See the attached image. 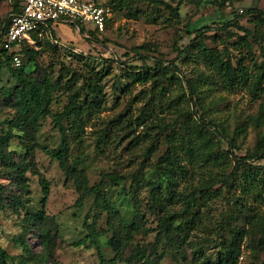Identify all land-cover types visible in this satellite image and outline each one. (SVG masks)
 Wrapping results in <instances>:
<instances>
[{
  "label": "rangeland",
  "instance_id": "374dc122",
  "mask_svg": "<svg viewBox=\"0 0 264 264\" xmlns=\"http://www.w3.org/2000/svg\"><path fill=\"white\" fill-rule=\"evenodd\" d=\"M234 5L239 12L248 7L264 10V0H238ZM110 6L105 30L95 34L97 41L94 44L89 45L86 42L87 34L83 35L67 22L55 24L54 36L45 31L38 34L37 39L30 38L25 42L37 52L35 75L54 79L60 72L56 58L63 60L70 71L82 69L84 63L108 69L103 81L101 107L88 119L80 143L71 144L72 163L82 169L88 185L102 182L103 191L119 215L137 225L132 240L120 248L115 264H139L132 257L136 249H144L145 256L155 259L156 264H177L168 256L156 259L155 250L158 246L155 229L164 213L183 208L180 196L183 198L198 182L204 175V168H193L187 162L188 175H184L172 190L166 188L162 193V196L172 193L170 203L165 204L167 208L156 206L151 188L163 187L164 183L157 180L151 166L162 153V146L157 147L154 154L146 155L147 146L160 126L177 121L183 109H194L192 102L187 100L170 107L169 98L187 87L186 79H195L203 89L200 94L203 107L218 123L219 139L227 148V139L232 138L233 152L239 156L252 151L260 136H264V91H261L260 96H255L245 88L228 89L219 79L209 76L210 72L201 60L193 56H181L177 48H182L193 37L194 32L188 31L203 25L210 26L211 30L203 37L206 44L224 55L231 52L250 71H254L255 64L262 61L264 26H256L251 15L238 22L251 33L255 30V35L248 36L242 29L225 26L223 23L232 19L231 6L219 7L211 0L183 1L178 23L157 9H152L147 17L143 13L146 10L143 4L139 5L143 12L137 19L129 18L124 8ZM7 9L5 2L0 1V22L7 16ZM99 41H106V45L102 46ZM141 55L146 59L141 58ZM26 61L27 55L22 54L21 62ZM158 61L167 66V79L164 80L167 93L156 97L160 104L150 101L148 107L152 110H149L144 123L137 124L136 116L149 97L151 85L150 82L127 84L126 72L131 68L134 71L154 68ZM14 82L5 67L0 74V135L9 133L10 140L4 151L12 159L8 162L0 158V246L9 253L11 264H35L34 258L41 252L47 254V261L42 264H99L93 244L90 247L76 245L94 230L105 258H114L116 251L110 245L112 232L107 227L106 215L103 214L99 219L93 218V195L80 197L71 184L65 181L66 177L57 160L46 152L56 147L60 139L59 130L53 126L52 116L40 118L35 128L25 126L24 132L12 126L10 133L8 120L16 115V108L7 100L6 92ZM4 90L5 95H2ZM52 97L50 109L54 114L67 102V93L60 90L54 92ZM204 108L198 107V114ZM32 133L34 138L30 139ZM28 142L33 145L30 153L25 146ZM261 145L264 146V141ZM259 163L264 165V159L259 160ZM22 170L23 177L29 183L27 190L20 185L18 174ZM115 174L125 179L111 180L109 175ZM142 175L145 176L144 180L141 179ZM40 177L49 185L43 209L46 218L44 225L51 235L47 249H44L46 245L39 236L41 221L31 226L26 224L25 210L16 204L22 198L29 199V204L34 207H40ZM241 210L234 222L243 231L237 264H262L264 251L257 247L256 239L264 227V190L258 194L244 195ZM202 211L203 223L190 233L188 242L183 243L179 250L183 264H194L205 258L213 261L220 250L215 233L219 201L214 198ZM18 236L27 245V251L16 240Z\"/></svg>",
  "mask_w": 264,
  "mask_h": 264
},
{
  "label": "trees",
  "instance_id": "16d2710c",
  "mask_svg": "<svg viewBox=\"0 0 264 264\" xmlns=\"http://www.w3.org/2000/svg\"><path fill=\"white\" fill-rule=\"evenodd\" d=\"M95 4L106 8L116 7L124 8L129 18L137 19L142 14L139 5H146L143 12L147 17L152 13V9L162 11L167 15L168 19L178 23L180 20V7L185 0H92ZM218 4L219 7L226 5L231 6L232 19L225 21L223 25L234 26L242 29L248 36L255 35L239 25V20L246 16H253L256 26H264V10L258 7H248L240 12L235 8V1L238 0H211ZM8 7L7 16L0 22V74L7 67L9 73L15 82L6 92L2 91V95L7 93V100L16 108V115L8 120L12 132V126L17 127L20 132H24L25 126L35 128L40 118L51 115L53 118V126L59 130V143L53 149L46 150L47 154L57 160L59 168L63 171L66 179L70 183L80 197L93 195L92 210L93 218L99 219L102 215L107 217V227L112 232L110 245L116 251V256L112 259H106L101 248L99 247L94 230L90 231L88 237L79 240L76 245H86L90 247L92 244L97 251L99 264H115L120 248L132 240L137 225L134 221L127 222L119 215L113 202L103 191L102 182L94 185H88L82 169H78L72 163V154L70 147L72 143H80L83 136L85 126L90 116L101 107L104 98V78L108 74V69L104 66L97 68L88 63L83 64V68L71 70L63 62L56 58L59 62L60 72L53 79L50 76L35 75L37 70L36 51L22 40L11 46L10 49L3 48L4 32L10 21L12 14L21 10V0L6 1ZM107 21V20H106ZM57 22H48L39 29L31 32V38L37 39L38 34L48 31L55 35V24ZM73 28L77 29L83 35L87 34L86 42L91 45L97 41L95 34L102 33L92 26L86 24L69 23ZM106 27V22H105ZM210 26H200L194 28L193 37H191L186 45L177 48L179 55L186 58L191 56L201 60L209 70V76L217 78L228 89L245 88L252 95L260 96L264 91V45L262 48V61L255 64V70L250 71L240 60L227 52L224 55L216 48L209 47L203 37L206 32L210 31ZM244 39V38H243ZM227 40L224 41L226 43ZM102 46L106 45V41H99ZM224 49L226 46L224 44ZM17 54L20 58V65L15 66L12 60L13 55ZM27 55V61L21 62V55ZM141 58L146 57L141 55ZM167 66L162 61L157 62L154 68L134 71L131 68L126 72L127 84L139 82L145 84L150 82L149 97L145 104L141 107V111L136 116L137 124L145 122L148 116L150 101L159 99L156 97L165 96L167 93V85L164 80L167 79ZM187 87L181 89L174 97L169 98L170 107L178 106L181 100L192 102L194 109L185 108L179 114L177 121L174 123H166L158 128L154 136L151 137L150 143L146 149V155L154 154L157 147L162 146V153L152 162L153 169L157 180L164 183L163 187H152L151 192L156 206L166 209L173 197L162 196L167 189L172 190L175 184L182 180L184 175L190 172L185 164H191L193 168H204V175L198 179V182L191 187L190 191L180 199L183 202L181 210H175L172 213H164L159 219L155 229V242L158 246L156 259L161 260L164 257H170L177 264L181 263L179 250L183 243L188 242L190 233L204 220V207H208L215 198L219 201L220 211L216 221V240L220 247L217 257L211 261L208 258L194 264H237V258L240 253V245L243 238V231L237 227L234 222L240 213L243 205V197L246 194L259 193L264 190V165L259 160L264 159V136L261 135L252 151L244 156H239L233 152L232 138L227 139L228 146L225 148L219 139L218 123L213 117L207 113V109L203 107V97L200 95L203 90L193 78L186 79ZM63 90L67 93V102L60 111L51 112L50 105L53 101L52 94ZM197 106V107H196ZM189 107V106H188ZM204 108L199 114L197 108ZM34 138V133L30 139ZM223 138V136H222ZM10 140L9 133L0 135V158L10 162L12 157L4 151ZM233 142V141H232ZM28 153L33 151V145L26 143ZM184 162V163H183ZM188 162V163H187ZM24 170L18 174L21 180V187L28 189V180L23 177ZM113 181L123 180L124 176L109 175ZM145 176H141L144 180ZM41 185L40 207H34L29 204V199H19L16 203L25 210L24 220L26 224L33 225L36 221H41L42 227L39 236L42 243L47 249L51 240L50 230L45 228V216L43 209L49 194L48 182L43 178H39ZM18 242L23 245L25 251L28 250L27 245L18 236ZM89 240V243H87ZM257 247L264 251V227L261 229L260 236L256 239ZM197 253V252H195ZM45 252H41L34 258L35 264H42L47 261ZM132 257L139 264H156L155 259L145 256L144 249H136L133 251ZM10 255L3 247L0 246V264H11ZM262 264H264V259Z\"/></svg>",
  "mask_w": 264,
  "mask_h": 264
},
{
  "label": "built area",
  "instance_id": "2783aa9c",
  "mask_svg": "<svg viewBox=\"0 0 264 264\" xmlns=\"http://www.w3.org/2000/svg\"><path fill=\"white\" fill-rule=\"evenodd\" d=\"M108 10L92 0H21V10L11 15L4 32L3 48L10 49L13 44L30 39L31 32L48 22L88 24L103 31ZM12 60L15 66L20 65L17 54Z\"/></svg>",
  "mask_w": 264,
  "mask_h": 264
}]
</instances>
